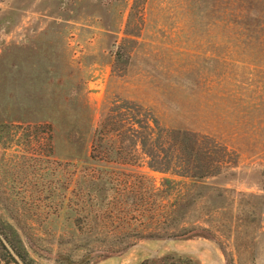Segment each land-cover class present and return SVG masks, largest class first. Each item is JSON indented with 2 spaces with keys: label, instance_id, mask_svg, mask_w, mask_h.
Instances as JSON below:
<instances>
[{
  "label": "rangeland",
  "instance_id": "rangeland-1",
  "mask_svg": "<svg viewBox=\"0 0 264 264\" xmlns=\"http://www.w3.org/2000/svg\"><path fill=\"white\" fill-rule=\"evenodd\" d=\"M107 96L227 148L218 175L183 185L179 219L203 236L130 237L173 219L107 207L182 180L139 148L111 168L134 181L96 196ZM0 229L27 264H264V0H0ZM0 264H17L1 242Z\"/></svg>",
  "mask_w": 264,
  "mask_h": 264
},
{
  "label": "trees",
  "instance_id": "trees-1",
  "mask_svg": "<svg viewBox=\"0 0 264 264\" xmlns=\"http://www.w3.org/2000/svg\"><path fill=\"white\" fill-rule=\"evenodd\" d=\"M133 12L134 8L131 15ZM124 39L126 38L124 37ZM135 148L140 149V155L146 158L147 166L151 170L170 173L181 177L182 180L164 178L162 182L164 188L157 189L153 202L146 200L148 196L145 193L138 195L140 202H137V199L132 201L133 193H127L125 190H122V193H126L120 194V196L126 197V200L108 202L107 207H111L119 219L123 215L128 219H140L138 217L145 219L152 215L153 219L160 221V229H162L161 224L164 226L166 222L173 219L172 224L164 226L165 229H170V232L166 234L153 232L148 235L138 232L130 237L179 240L203 236L204 227L196 224L186 226L179 219L183 207L187 204L188 200L186 199L190 197L187 192H183V185L188 184L187 179L198 183L205 178L218 175L219 149L225 156L227 148L221 144L219 146V142L213 137L202 136L187 129L166 127L153 112L129 99L124 98L122 102H118V100H112L107 96L102 104L101 119L96 126L89 149V157L93 161L104 164L107 168L105 170L96 169L94 175L89 173L91 181L96 187L97 197L101 195L99 188L103 184H111L114 188V186L122 184V181H134L135 177H125V175L131 176L130 173L124 172L121 175L111 168L114 164L124 166L137 164ZM221 163L223 165L225 162ZM140 177L141 183L148 180L145 174H141ZM139 187L145 189L144 186L140 185ZM5 236L9 239L8 235ZM9 241L26 261L16 245L10 239ZM134 245V243L129 244L122 253L127 252ZM2 246L17 263L3 243Z\"/></svg>",
  "mask_w": 264,
  "mask_h": 264
},
{
  "label": "water",
  "instance_id": "water-1",
  "mask_svg": "<svg viewBox=\"0 0 264 264\" xmlns=\"http://www.w3.org/2000/svg\"><path fill=\"white\" fill-rule=\"evenodd\" d=\"M0 240L5 246V248L9 251V253L12 255V257L16 260L18 264H27L25 260L22 258V256L17 252L15 247L11 244L9 239L5 236V234L0 229Z\"/></svg>",
  "mask_w": 264,
  "mask_h": 264
},
{
  "label": "crops",
  "instance_id": "crops-1",
  "mask_svg": "<svg viewBox=\"0 0 264 264\" xmlns=\"http://www.w3.org/2000/svg\"><path fill=\"white\" fill-rule=\"evenodd\" d=\"M126 261V260H125ZM125 261H123V263H120V264H128V262H125Z\"/></svg>",
  "mask_w": 264,
  "mask_h": 264
}]
</instances>
